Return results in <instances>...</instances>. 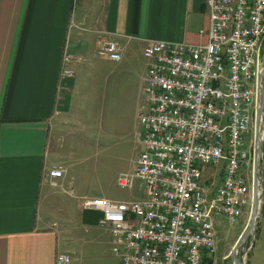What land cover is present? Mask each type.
Here are the masks:
<instances>
[{
    "label": "built area",
    "instance_id": "obj_1",
    "mask_svg": "<svg viewBox=\"0 0 264 264\" xmlns=\"http://www.w3.org/2000/svg\"><path fill=\"white\" fill-rule=\"evenodd\" d=\"M206 6L205 43L149 39L142 48L148 62L140 77L148 108L137 115L143 148L134 169L119 172L116 184L131 188L140 178L146 195L83 201L100 212L98 224L109 230L119 264H219L214 214L235 223L251 201L247 171L254 148L243 142L256 106L264 0H206ZM98 54L121 57L111 40ZM71 57L65 52L63 63ZM61 74L72 71L62 67ZM220 162V183L213 186L202 166ZM64 172V166H52L49 182ZM70 261V254L56 256L57 264Z\"/></svg>",
    "mask_w": 264,
    "mask_h": 264
},
{
    "label": "crops",
    "instance_id": "obj_2",
    "mask_svg": "<svg viewBox=\"0 0 264 264\" xmlns=\"http://www.w3.org/2000/svg\"><path fill=\"white\" fill-rule=\"evenodd\" d=\"M208 23L206 0H0V264H57L58 254H69L61 242L68 217L55 215L64 208L53 201L56 192L73 196L58 133L78 87L98 91L106 63L119 67L135 50L144 57L149 39L205 43ZM108 40L119 60L98 54ZM65 52L72 57L63 63ZM54 165L65 172L53 185ZM85 198L79 223H98Z\"/></svg>",
    "mask_w": 264,
    "mask_h": 264
},
{
    "label": "rangeland",
    "instance_id": "obj_3",
    "mask_svg": "<svg viewBox=\"0 0 264 264\" xmlns=\"http://www.w3.org/2000/svg\"><path fill=\"white\" fill-rule=\"evenodd\" d=\"M145 60L135 50L128 52L126 57L122 55L119 67H114L113 62L106 63L105 79L100 81L98 91L78 87L73 94L70 113L66 117L69 123L62 125L58 133L68 154L69 182L66 186L73 196L68 193L57 195L56 192L53 203L64 208L55 215L68 217L69 224H64L68 230L62 234L61 242L71 255V264H119L107 227L98 223H79L81 198L103 195L115 201H127L145 196V184L140 178H135L131 188H121L116 184L119 172L134 169L140 148L142 128L137 115L143 110L142 105H146L147 96L140 88ZM262 83L264 90V81ZM260 131L264 140V107ZM249 141L254 148V123L251 132L244 136L245 147ZM221 166V162L215 166H202L206 177L213 175V186L220 181ZM259 180L263 182L261 169ZM247 181L251 195L252 167L247 171ZM260 190L256 230L237 249L238 257L245 254L244 264H264V215L261 214L264 185ZM50 200L52 202L51 197ZM250 212L251 201L235 223L221 214H214L219 264H233L229 254L247 224Z\"/></svg>",
    "mask_w": 264,
    "mask_h": 264
},
{
    "label": "water",
    "instance_id": "obj_4",
    "mask_svg": "<svg viewBox=\"0 0 264 264\" xmlns=\"http://www.w3.org/2000/svg\"><path fill=\"white\" fill-rule=\"evenodd\" d=\"M264 81V50L262 54V60L260 65V71L257 75L256 80V106L254 110L253 123H254V137H255V146L252 157V185H251V212L247 224L239 234L237 240L235 241L231 251L230 256L233 260V264H244V255L238 257L236 252L238 247L242 242L247 238L250 233H254L256 230V218L259 212L260 205V187H262L263 182L259 180L260 176V166H261V157L263 154L262 151V142L263 137L260 131L261 121L263 116V107H264V90L263 83ZM251 245V244H250Z\"/></svg>",
    "mask_w": 264,
    "mask_h": 264
},
{
    "label": "trees",
    "instance_id": "obj_5",
    "mask_svg": "<svg viewBox=\"0 0 264 264\" xmlns=\"http://www.w3.org/2000/svg\"><path fill=\"white\" fill-rule=\"evenodd\" d=\"M262 151H263V154H262V157H261L260 169L262 171V178H263V185H264V140L262 142ZM261 214L264 215V196H263V202H262V205H261Z\"/></svg>",
    "mask_w": 264,
    "mask_h": 264
},
{
    "label": "bare ground",
    "instance_id": "obj_6",
    "mask_svg": "<svg viewBox=\"0 0 264 264\" xmlns=\"http://www.w3.org/2000/svg\"><path fill=\"white\" fill-rule=\"evenodd\" d=\"M238 251V250H237ZM236 254L238 255V252H236Z\"/></svg>",
    "mask_w": 264,
    "mask_h": 264
}]
</instances>
